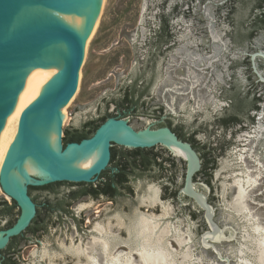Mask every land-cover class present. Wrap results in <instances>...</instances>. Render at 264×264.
<instances>
[{"label": "rangeland", "instance_id": "374dc122", "mask_svg": "<svg viewBox=\"0 0 264 264\" xmlns=\"http://www.w3.org/2000/svg\"><path fill=\"white\" fill-rule=\"evenodd\" d=\"M263 2L104 0L78 72L77 90L65 106L67 120L61 125L63 130L80 128L93 121L97 127L122 113L118 106L124 93L142 91L137 108L124 119L129 125H168L193 137L201 166L193 175L192 188L201 193L196 197L206 196L219 230L213 232L205 211L180 191L186 162L157 147L164 156L160 169L155 166L152 174L130 177L131 190L119 193L113 203L97 200L101 211L94 218L91 200L87 201L80 213L89 219L80 227L72 216L53 223L41 236L47 249L27 246L18 264H86L87 253L78 258L68 251L86 247L89 255L101 260L99 246L89 248L98 236L96 224L110 232L111 254L130 253L136 259L131 250L134 221L140 215L160 217V202L170 207L160 222L175 225L184 236L183 245L167 237L179 260L187 248L194 264H241L243 257H250L245 252L250 222L264 225V81H258L249 66L255 62L264 78L261 55L249 56L264 53ZM165 20L166 35L161 30ZM254 100L255 109L251 108ZM233 111L239 121L225 124ZM247 171L261 174L247 188V208L238 215L229 205L236 193L233 180ZM156 188L159 202L144 201ZM37 249L47 255L36 256Z\"/></svg>", "mask_w": 264, "mask_h": 264}, {"label": "water", "instance_id": "95a60500", "mask_svg": "<svg viewBox=\"0 0 264 264\" xmlns=\"http://www.w3.org/2000/svg\"><path fill=\"white\" fill-rule=\"evenodd\" d=\"M101 3L102 0H0V139L10 120L24 110L19 120L20 133L0 172V187L18 204L20 215L12 226L0 231L4 237L3 242L0 237V248L22 232L35 214L27 185L93 182L109 163L112 143L147 148L170 141L185 150L192 165L186 163L180 191L205 211L213 232L219 230L207 199L200 202L195 197L199 192L192 188L193 175L201 166L199 155L168 127L152 129V124L129 125L124 118L109 117L93 135L65 145L61 138V145L57 143L64 102L77 87L83 54L81 40ZM112 123L122 125L107 127ZM23 202L31 209L24 217Z\"/></svg>", "mask_w": 264, "mask_h": 264}, {"label": "flooded vegetation", "instance_id": "af4514ba", "mask_svg": "<svg viewBox=\"0 0 264 264\" xmlns=\"http://www.w3.org/2000/svg\"><path fill=\"white\" fill-rule=\"evenodd\" d=\"M262 13L264 14V10L262 11ZM161 30L164 35L168 33L167 28H161ZM220 41L223 43L222 38ZM261 53L263 52H260V54H258L257 52H253L249 56H253L255 58L256 55H261L264 61V57ZM209 64L210 60L207 59L206 66ZM249 66L254 70L253 72L260 78L258 79V81L263 82L264 78L258 74V69L255 66V62H249ZM142 93V91H140L137 95L130 93V91L128 94L124 93L122 95V99L120 100V105L118 106V109H120L122 113L119 116L117 115L114 117L124 118L133 109H136L138 106V102L142 97ZM234 112L235 111L231 112L229 116H231ZM233 122L234 121H225L224 123L228 124ZM96 124V122L88 121L84 123V125L80 128H72L68 130L70 131V133H72L77 129H83L88 134V132L92 129H94L95 132L98 126L102 123H100L97 127L95 126ZM152 126V129L168 127L180 140L188 142L191 145L193 144L191 141L193 138L192 136V138L186 137L181 134L180 131L168 125L155 124ZM66 130L67 128L61 130V138L64 136V132L66 133ZM93 133L91 135H93ZM88 136L89 135H86V138ZM157 147H160L162 150L171 153V151L162 144H157L153 147L141 148L127 147L112 143L110 146L109 163L107 167L99 173L97 179L93 182H78L85 184L82 186H66V183H73L66 181L60 183L52 182L44 185H27L26 192L35 204V214L27 227L22 232L10 237L6 244L2 248H0V264H18V262H20V255H22L23 250L27 248V246L35 245L36 247L42 246L44 248L45 244L42 242L41 236L45 232H47L48 228L53 223L61 222L65 220L67 216L75 217L73 219L77 221V225L79 227L84 221L88 222L89 217L85 218V213L81 215L80 211L82 209H79L77 207L83 204L87 205V201L89 200H91V205L89 207H92L91 217H96L101 211L99 208H97V200L105 199L107 200V202L110 201L111 203H113L119 197V193H126V191L131 190L129 182L130 177H134L135 174H152L153 171H151V168L155 166L157 169L161 168V161L164 156L161 152L156 151ZM171 155L173 154L171 153ZM116 174H125V179L117 182L115 180L116 177H118L116 176ZM111 175H114L115 179L114 177H111ZM33 177L38 178L37 176ZM2 195V198H0V231L6 230L10 226H12L20 215V207L18 206V204L9 196H7L3 191ZM103 227L106 229L105 226ZM73 249L74 248H70L68 251L73 252L75 250ZM37 250L35 251L36 256L41 255L44 252L47 255L46 250Z\"/></svg>", "mask_w": 264, "mask_h": 264}, {"label": "bare ground", "instance_id": "6f19581e", "mask_svg": "<svg viewBox=\"0 0 264 264\" xmlns=\"http://www.w3.org/2000/svg\"><path fill=\"white\" fill-rule=\"evenodd\" d=\"M101 3V7L102 4ZM100 7V10H101ZM99 12L96 14L93 13V17L90 20L87 29L83 35V38L81 40V45L83 48V54H82V60L81 64L83 62V59L85 57L87 44L89 40L91 39L94 30L96 28ZM219 38V35H213V39ZM221 38V37H220ZM224 47V46H223ZM81 66V65H80ZM80 69V68H79ZM79 72V70H78ZM79 75V73H78ZM78 86V81H77ZM77 90V87H76ZM75 90V92H76ZM75 94V93H74ZM73 96L64 102V111H63V119L58 129V137H57V143L61 145V130L63 124H65L67 120V113L65 110V106L72 101ZM24 111V110H23ZM17 114L15 117H13L10 122L8 123L1 139H0V172L3 164L6 162L7 157L10 153V150L13 146V143L18 136L19 132V120L21 117L22 112ZM24 125H25V119H24ZM120 123H112L107 127L112 126H121ZM106 127H103L104 129ZM258 128L260 129V125H258ZM101 129V130H102ZM162 145L167 146L171 153L179 158H182L186 161V163L189 164V166L192 165V159L189 156V154L177 147L176 145L172 144L170 141H164L160 142ZM71 145V144H70ZM261 174L260 171H257L256 175ZM252 175L250 171L245 172L244 176L239 175L236 176V178L233 180V184H235L236 187V193L229 203L231 210H233L236 214L240 215L243 212L246 211L247 204L245 201L247 188L249 186H252L257 181V176ZM7 187L10 191L13 193L18 194V192L15 190V188L11 185L7 184ZM188 191V189H185ZM196 197V196H195ZM200 202H203L205 197L201 196V198L196 197ZM144 201L149 202V204H156L159 202V196H158V189H152V194H150ZM162 207V213L161 216H166L170 212V207L167 204H164L160 202ZM22 205V216H26L30 213V207L25 202L21 203ZM87 205L83 204L80 205L78 208L83 209L84 207H87ZM244 215V213H243ZM152 216H145L140 215L137 217L135 224H134V233H133V243L131 250L135 252L136 259L132 256V254H124L122 252H119L117 254H111L110 251L113 247V243L110 237V232L106 231V229L99 224H96L94 226L95 231L97 232L98 236L92 238L91 244L89 245L90 250L94 249L96 246H99L100 253H101V260H98L96 256L89 255L87 247L85 249H79L76 248L72 253L75 254L78 258L80 255H84L85 253L87 256L86 264H194L191 260V253H189V249L187 248L184 250L180 255V260L177 258L176 252L172 251L169 247V243L167 242L168 236H173L175 241L179 245H183L185 240L183 234L179 232V228H177L175 225H172L171 223L167 222L162 224L160 222V218ZM245 217V216H244ZM245 219V218H244ZM250 221V219H247ZM252 223L250 232L247 233L246 241H248V244L246 245L245 252L249 254L250 257H243L241 259V264H264V225L260 224L259 222H250ZM221 232V231H220ZM218 233V232H217ZM1 242L4 241V237L2 234H0ZM131 241V242H132ZM131 246V245H130ZM243 248V247H242ZM71 252V251H70ZM46 253H42L40 255L41 258H44ZM241 255V254H240ZM184 262V263H183Z\"/></svg>", "mask_w": 264, "mask_h": 264}, {"label": "trees", "instance_id": "16d2710c", "mask_svg": "<svg viewBox=\"0 0 264 264\" xmlns=\"http://www.w3.org/2000/svg\"><path fill=\"white\" fill-rule=\"evenodd\" d=\"M168 25L167 20H165L162 24L163 28H166V26ZM256 103L257 101H252L251 104V108L255 109L256 108ZM225 121H234V122H238V113L234 112L231 116H229L227 119H225ZM87 132L84 131L83 129H77L76 131H73L72 133H70V131L67 129L66 133L64 132V136L62 137L63 140V145L69 143V142H73V141H80L83 138H86ZM116 179L114 175H111V177H114V179L118 182L121 181L123 179H125V174H116ZM60 183V182H57ZM112 187V185H111ZM110 187V188H111Z\"/></svg>", "mask_w": 264, "mask_h": 264}]
</instances>
